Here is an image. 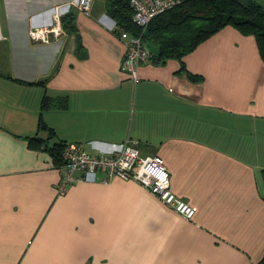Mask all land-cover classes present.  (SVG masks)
<instances>
[{
  "label": "crops",
  "instance_id": "1",
  "mask_svg": "<svg viewBox=\"0 0 264 264\" xmlns=\"http://www.w3.org/2000/svg\"><path fill=\"white\" fill-rule=\"evenodd\" d=\"M0 0V264H258L264 260V59L228 25L184 57L123 69L109 0ZM256 1L264 6V0ZM73 13L49 41L30 29ZM157 51V50H156ZM155 54H157V52ZM49 97L43 107L44 96ZM92 155H160L186 218L134 180L77 181L31 137Z\"/></svg>",
  "mask_w": 264,
  "mask_h": 264
},
{
  "label": "built area",
  "instance_id": "2",
  "mask_svg": "<svg viewBox=\"0 0 264 264\" xmlns=\"http://www.w3.org/2000/svg\"><path fill=\"white\" fill-rule=\"evenodd\" d=\"M91 2L92 0H77L74 3L84 10H89ZM181 2L182 0H130L133 21L142 28V32L136 34L123 30L120 31V37L127 44L123 69L133 80H138V67L155 57L154 50L144 40V32L149 23L157 15ZM62 32L61 16L58 13L53 25L31 28L30 36L35 40L48 42L51 33L60 36ZM64 159L61 179L57 185L60 194L65 193L69 186L77 181L97 180L98 172L103 171L105 176L100 178L102 182L116 176L134 180L186 218L191 219L195 213L189 203L173 192L171 174L164 158L157 154L142 155L136 142L127 143L117 152L101 155H92L80 144L69 143L64 152Z\"/></svg>",
  "mask_w": 264,
  "mask_h": 264
},
{
  "label": "trees",
  "instance_id": "3",
  "mask_svg": "<svg viewBox=\"0 0 264 264\" xmlns=\"http://www.w3.org/2000/svg\"><path fill=\"white\" fill-rule=\"evenodd\" d=\"M107 10L110 17L117 22L116 32H142V28L133 21L130 0H109ZM73 21V13L64 14L61 17L62 28L65 31L73 30ZM228 25L238 28L244 34L255 35L264 59V6L256 1L242 3L240 0H182L174 8L151 20L144 32V40L149 46L157 48V61L177 58L183 63L181 69L187 70L184 57ZM188 75L194 81L202 78L190 71ZM43 99V107L46 108L49 97L45 95ZM39 126L40 129L48 128L44 122H40ZM48 129L51 134L48 138L34 136L31 141L38 142L40 147L48 150L55 165L62 168L65 164L64 152L69 143L62 140L50 143L55 132L51 128ZM258 264H264V260Z\"/></svg>",
  "mask_w": 264,
  "mask_h": 264
},
{
  "label": "rangeland",
  "instance_id": "4",
  "mask_svg": "<svg viewBox=\"0 0 264 264\" xmlns=\"http://www.w3.org/2000/svg\"><path fill=\"white\" fill-rule=\"evenodd\" d=\"M154 51H156L157 50V48L155 47V46H150Z\"/></svg>",
  "mask_w": 264,
  "mask_h": 264
}]
</instances>
